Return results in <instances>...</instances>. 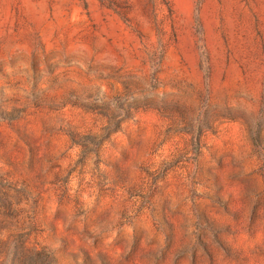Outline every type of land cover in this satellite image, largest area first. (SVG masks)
I'll return each instance as SVG.
<instances>
[{"label":"rangeland","instance_id":"rangeland-1","mask_svg":"<svg viewBox=\"0 0 264 264\" xmlns=\"http://www.w3.org/2000/svg\"><path fill=\"white\" fill-rule=\"evenodd\" d=\"M0 264H264V0H0Z\"/></svg>","mask_w":264,"mask_h":264}]
</instances>
